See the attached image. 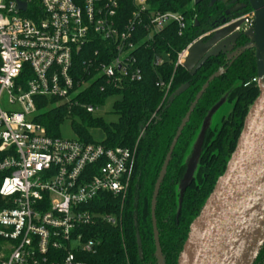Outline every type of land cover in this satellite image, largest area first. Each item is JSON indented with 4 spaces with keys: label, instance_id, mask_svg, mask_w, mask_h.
I'll list each match as a JSON object with an SVG mask.
<instances>
[{
    "label": "built area",
    "instance_id": "2783aa9c",
    "mask_svg": "<svg viewBox=\"0 0 264 264\" xmlns=\"http://www.w3.org/2000/svg\"><path fill=\"white\" fill-rule=\"evenodd\" d=\"M122 1L0 0V264H83L78 257L100 245L93 226L116 224L112 214L86 207L100 194L126 193L135 150L52 138L35 118L40 97L97 113L102 106L80 101L93 81L117 89L143 78L135 55L139 25L145 42L170 24L186 27L181 14H149V0H132L122 25ZM226 25L249 35L254 13ZM194 43L178 53L177 67L186 66Z\"/></svg>",
    "mask_w": 264,
    "mask_h": 264
},
{
    "label": "trees",
    "instance_id": "16d2710c",
    "mask_svg": "<svg viewBox=\"0 0 264 264\" xmlns=\"http://www.w3.org/2000/svg\"><path fill=\"white\" fill-rule=\"evenodd\" d=\"M244 3L245 6L237 14H228L225 4L211 3V0H149V14H181L186 27L180 32L178 25L170 24L160 34H154L152 40L145 42L148 32L144 25H139L137 40L140 46L135 55L143 72L142 80L127 82L113 89L102 79H97L87 87L80 101L102 106L113 100L116 122H107L82 107L70 109L66 105H57L52 99H36L38 114L35 121L44 126L47 136L63 137L61 129L70 122L73 139L113 149L126 147L136 153L126 193L120 197L100 194L86 207L104 215L112 214L116 224L99 222L93 226L91 235L98 239L100 245L96 254L78 257L83 264H159L152 225L154 189L170 146L194 99L209 77L223 70L222 76L209 83L183 129L158 194L155 210L162 255L165 264H178L192 223L226 172L238 147L247 114L260 89L257 81L254 82L258 79L255 50L245 48L251 41L248 35L240 34L236 38L233 48L234 51L239 49L236 56L229 57L224 52L210 55L193 73L186 66H176L177 55L200 36L222 27L225 19H238L253 12L248 0ZM132 10V0H123L119 9L122 25L130 19ZM209 36L203 39L204 42ZM162 57L165 58L164 64L155 66L154 61ZM82 60L77 59L78 70ZM160 83L170 84V89L157 86ZM183 85L189 88L174 97L173 94ZM102 86L105 91H101ZM225 95L231 110L217 127L204 131L198 168L179 194L177 188L189 169L185 161L189 147L197 130ZM92 130L105 134L102 142L94 140ZM5 207L6 202L0 196V210ZM259 253L254 264H264V245Z\"/></svg>",
    "mask_w": 264,
    "mask_h": 264
},
{
    "label": "water",
    "instance_id": "95a60500",
    "mask_svg": "<svg viewBox=\"0 0 264 264\" xmlns=\"http://www.w3.org/2000/svg\"><path fill=\"white\" fill-rule=\"evenodd\" d=\"M248 2L254 11L255 40L253 45L245 48L255 50L260 94L247 114L238 147L229 161L226 172L218 180L212 195L192 223L178 264H254L264 245V0H248ZM22 6L25 8L26 5L22 4ZM228 29L227 27L221 29V33L212 35L207 42L199 40L194 43L191 49L193 47L198 49L186 67H190L194 61L202 58L219 38L231 30ZM223 74L224 71L220 70L209 77L194 99V103L179 126L158 177L151 210L159 264H165L156 225L155 209L159 191L177 142L190 116L207 91L209 83ZM188 88V85H183L173 96L178 97Z\"/></svg>",
    "mask_w": 264,
    "mask_h": 264
},
{
    "label": "rangeland",
    "instance_id": "374dc122",
    "mask_svg": "<svg viewBox=\"0 0 264 264\" xmlns=\"http://www.w3.org/2000/svg\"><path fill=\"white\" fill-rule=\"evenodd\" d=\"M214 2H220L221 4L222 3L225 4L228 8V12L231 14H237L238 11L243 9V7L245 6L244 0H211V3H214ZM253 13L254 12H250L248 14H253ZM225 27L231 30L225 33L222 38H219V40H217V42L210 49H208L206 53H204V56H202V58H200L197 61H194L190 65V67H188V70L190 72L193 73L195 69L198 68L202 64V62L206 60L210 55L217 54V53H223V52H225V54H227L229 57L237 55V52L239 51V49H237L236 51L233 50V48L235 47L237 36L232 34V29L234 28L232 25L227 26L225 24V26L223 25L219 29H215L211 32H208L207 34L202 35L199 38H201L200 40L204 41L203 39L205 37H208L210 33L211 34L213 33V35H217L218 33H221L220 30ZM210 37L211 36H209V38ZM248 37L251 39L249 45H253L254 40H255L254 32L249 34ZM197 49L198 48L196 47H193V49H191V51L189 52L190 57L189 59L186 60V64L193 58L194 54L197 52ZM226 99L227 98L225 95L220 100L221 102L210 112V114L208 115V118L203 122V124L197 130V134L189 147L190 149L185 159V161L189 165V169L185 176L184 181L177 188V193L181 194L185 185L189 182V180H191V177H193L196 173V170L198 168V163H197L198 156H199L200 149H201L200 145H201L202 137L205 133L204 131L210 128L217 127L220 124L221 120L225 117V115H227L230 112L231 104L228 103ZM105 104L106 105H102V107H100V110L94 115L97 117H101V118L103 117V119H105L107 122H116L117 119L113 113V105H114L113 100H108ZM61 132H62V136L64 139L72 140V138H74L73 130L71 129L70 122H67L62 127ZM91 135H93L94 140L97 142H102L103 139L105 138V134H103L102 131L100 130H92Z\"/></svg>",
    "mask_w": 264,
    "mask_h": 264
},
{
    "label": "flooded vegetation",
    "instance_id": "af4514ba",
    "mask_svg": "<svg viewBox=\"0 0 264 264\" xmlns=\"http://www.w3.org/2000/svg\"><path fill=\"white\" fill-rule=\"evenodd\" d=\"M228 14H229V12H227ZM229 17H231V15L229 16ZM227 20V21H226ZM232 20H234V19H232V18H230L229 20L228 19H225L224 21H225V23L223 24V25H225V24H227V23H229L230 21H232ZM239 36V35H238ZM237 36V37H238ZM225 53V52H224Z\"/></svg>",
    "mask_w": 264,
    "mask_h": 264
}]
</instances>
